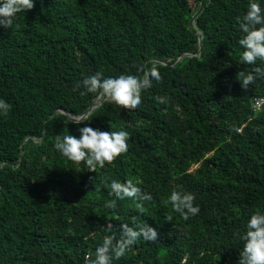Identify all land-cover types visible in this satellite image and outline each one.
<instances>
[{
  "label": "trees",
  "instance_id": "16d2710c",
  "mask_svg": "<svg viewBox=\"0 0 264 264\" xmlns=\"http://www.w3.org/2000/svg\"><path fill=\"white\" fill-rule=\"evenodd\" d=\"M247 4L34 0L12 28H0V97L13 105L0 117V264H87L103 236L119 238L133 217L157 239H141L114 264H238L233 233L264 210V78L245 90L236 77L264 67L240 60L237 17ZM153 61L162 79L139 108L101 97L89 122L67 117L84 116L99 97L73 91L78 81L142 74ZM164 95L168 103L154 99ZM85 126H126L129 151L95 172L62 157L55 135L78 137ZM112 178L142 181L153 196L143 213L131 199L104 207ZM177 186L200 207L187 221L166 203Z\"/></svg>",
  "mask_w": 264,
  "mask_h": 264
},
{
  "label": "clouds",
  "instance_id": "9594fccd",
  "mask_svg": "<svg viewBox=\"0 0 264 264\" xmlns=\"http://www.w3.org/2000/svg\"><path fill=\"white\" fill-rule=\"evenodd\" d=\"M264 0H248L247 11L242 17H237V23L242 38L239 40L242 52L240 60L249 65L258 61L264 63ZM34 7V0H0V28H12L18 14L25 13ZM242 89L247 90L259 78H264V67H255L252 72L239 71L236 75ZM162 79L158 63L153 61L152 66H144L141 73H120L115 76L105 77L102 72H96L78 81L73 88L77 91L83 88L87 93L98 94L95 104L99 107L101 97L111 100L118 106L126 109H136L142 104V93L150 88L153 81ZM84 92H81L83 95ZM156 102L165 104L169 97L156 96ZM94 106V105H93ZM13 105L5 98L0 97V117H7ZM97 108V107H96ZM95 108V109H96ZM64 114V113H63ZM71 122L79 125L85 124L86 117H75ZM79 136H73L68 131L55 135L54 149L64 158L73 162H83L89 171L95 172L97 168L103 169L106 163L114 161L121 153L129 151L131 131L125 127L115 130L102 131L92 127L79 128ZM140 180L131 179L121 182L118 178L110 179L108 187L112 199L104 201L106 209L117 208V201L131 199L141 213L145 211L143 205L153 199L151 193L142 190ZM195 195L183 189L182 186L174 188L166 201L173 212L187 221L200 213L199 205L195 204ZM170 220L171 217H168ZM119 238L114 234L104 235L102 241L96 245L94 254L87 258V264H114L120 260L138 241H155L158 233L155 229L140 223L132 218L131 226L128 223L119 225ZM113 233L111 223L105 229ZM233 239L242 244L239 252L238 264H264V210L257 209L250 214L243 229L233 233Z\"/></svg>",
  "mask_w": 264,
  "mask_h": 264
},
{
  "label": "water",
  "instance_id": "95a60500",
  "mask_svg": "<svg viewBox=\"0 0 264 264\" xmlns=\"http://www.w3.org/2000/svg\"><path fill=\"white\" fill-rule=\"evenodd\" d=\"M201 45H202V41H201V38L199 39V45H198V53L200 52V49H201ZM179 61V60H178ZM96 107H98V105L97 104H94V106L91 108V109H89L87 112H86V114L84 115V116H81V117H87ZM70 120H72L73 119V117H70V116H67Z\"/></svg>",
  "mask_w": 264,
  "mask_h": 264
},
{
  "label": "built area",
  "instance_id": "2783aa9c",
  "mask_svg": "<svg viewBox=\"0 0 264 264\" xmlns=\"http://www.w3.org/2000/svg\"><path fill=\"white\" fill-rule=\"evenodd\" d=\"M262 103V99H258L255 103V107H259V105Z\"/></svg>",
  "mask_w": 264,
  "mask_h": 264
}]
</instances>
